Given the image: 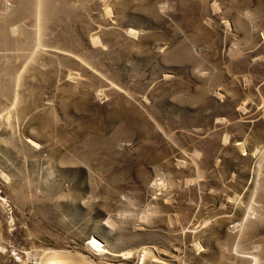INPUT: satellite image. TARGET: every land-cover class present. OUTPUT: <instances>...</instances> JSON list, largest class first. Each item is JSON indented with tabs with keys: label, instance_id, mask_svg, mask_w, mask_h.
<instances>
[{
	"label": "rangeland",
	"instance_id": "1",
	"mask_svg": "<svg viewBox=\"0 0 264 264\" xmlns=\"http://www.w3.org/2000/svg\"><path fill=\"white\" fill-rule=\"evenodd\" d=\"M0 264H264V0H0Z\"/></svg>",
	"mask_w": 264,
	"mask_h": 264
}]
</instances>
